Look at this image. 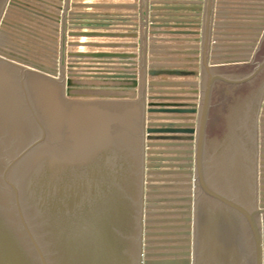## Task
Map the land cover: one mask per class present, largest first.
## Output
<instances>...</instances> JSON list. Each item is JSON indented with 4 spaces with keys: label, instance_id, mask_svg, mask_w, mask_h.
Listing matches in <instances>:
<instances>
[{
    "label": "water",
    "instance_id": "1",
    "mask_svg": "<svg viewBox=\"0 0 264 264\" xmlns=\"http://www.w3.org/2000/svg\"><path fill=\"white\" fill-rule=\"evenodd\" d=\"M63 1L0 0V264H264V0H253L255 17L238 19L253 33L215 31L213 45L215 0H205L201 50L170 52L200 54V65L165 69L147 63L155 59L145 57L146 34L169 26L157 22L184 20L146 23V0H139V33L77 29L125 20L76 9L137 6ZM66 33L139 38V45L66 41ZM47 37L51 55L34 57ZM65 41L139 46V54L65 53ZM158 76L201 80L145 81ZM79 78L139 91L78 93ZM163 119L180 122H157Z\"/></svg>",
    "mask_w": 264,
    "mask_h": 264
},
{
    "label": "crops",
    "instance_id": "2",
    "mask_svg": "<svg viewBox=\"0 0 264 264\" xmlns=\"http://www.w3.org/2000/svg\"><path fill=\"white\" fill-rule=\"evenodd\" d=\"M52 1V0H48ZM54 1V0H53ZM218 1V4H217ZM72 2H80V3H100V4H111V5H136V8H87V9H76L75 11H89L95 14H105L108 13L110 15H119V16H111L117 17L118 19H124L125 21H114L116 23H120L118 25H74L77 29L86 28V29H99V31H120V32H131L136 31L139 33V0H69V4ZM204 2L205 0H146V23L150 19H172V20H184L181 22H157V24L161 25H169L163 26L160 28H150L149 30L158 31L157 34L151 35L146 34L145 37V57L146 52H153L152 54L148 53V57H153L155 59L154 62L148 60L149 63H154L157 65L159 69H165L170 65H184L185 63H195V65H200V54L197 55H189V54H179V53H170V52H185L188 50H201V39H202V25H203V14H204ZM220 2V3H219ZM256 2L253 0H215L214 1V10H213V21H212V29H211V38L210 45H213L214 37H217L214 33L215 31L227 33H236L238 31H244L240 29H255L254 25H241L244 20L238 19H247V17H255V16H246L243 15L245 12L249 11L255 13L254 9L257 6L254 5ZM63 5H65V0L63 1ZM151 7H154V10H151ZM217 7H219V12H217ZM72 8L69 7V11ZM249 9V10H245ZM219 13V14H217ZM137 16H131V15ZM62 15L59 19V37L61 38V29H62ZM68 17V16H67ZM127 20V21H126ZM247 21V20H246ZM227 23V24H216V23ZM126 23V24H124ZM152 22H149L151 25ZM229 23V24H228ZM172 25H182L187 26L184 28H174ZM66 26L69 27V20L67 18ZM51 28V27H50ZM218 28L219 30H216ZM52 29V28H51ZM148 30V25H146V33ZM69 31V29L67 30ZM164 31H188V32H196L198 31L199 35L193 34H165ZM248 33H253V30H246ZM243 33V32H239ZM156 39V40H148ZM169 39H177V41H170ZM179 39V40H178ZM195 40L200 39L199 41H184V40ZM66 41H100V42H137L139 45V38H69L66 33ZM237 43V42H235ZM113 51V52H137L139 54V46L138 48H129V49H105V48H68L66 51ZM65 51V53H66ZM61 53V52H60ZM61 59V55H60ZM192 59L193 61H189ZM197 59V60H195ZM199 59V60H198ZM137 80L139 81V58L137 60ZM65 64L67 63V59L65 60ZM226 64V63H224ZM93 65H102V64H93ZM114 67H129L130 64H107ZM221 65V64H214ZM211 66V65H210ZM123 69V68H122ZM178 69H192V68H183L180 67ZM200 70V68H198ZM120 70V69H119ZM128 70V69H127ZM94 81L103 82L100 78H92ZM149 79H157V80H201L200 77H168V76H158L155 78H145V81ZM112 83V81H108ZM156 89H169V88H156ZM174 89V88H173ZM176 89H190V88H176ZM139 91V88H125V89H116V88H108L105 91L106 93L127 95L132 94V92ZM149 95V94H148ZM157 97H192V94H153ZM197 97H200V94H197ZM178 102V103H188L189 100H157L158 103H170V102ZM190 103V102H189ZM196 103H199V100H196ZM157 116L161 117L163 115L160 112L156 113ZM179 115V114H174ZM182 115H193V114H182ZM197 115V114H195ZM167 117V116H166ZM158 122H162V120H157Z\"/></svg>",
    "mask_w": 264,
    "mask_h": 264
},
{
    "label": "rangeland",
    "instance_id": "3",
    "mask_svg": "<svg viewBox=\"0 0 264 264\" xmlns=\"http://www.w3.org/2000/svg\"><path fill=\"white\" fill-rule=\"evenodd\" d=\"M51 26H46L44 25L42 29V31L44 32H49L48 30H51L50 28ZM45 28L47 30H45ZM46 37V36H45ZM45 42H41L40 45L35 46L36 47V55H34V57H38L39 59H43L44 57H48L49 55H51L50 49H52V47L50 45H48L46 42H48V37L47 39L44 38ZM57 44H56V49H57V53H56V57L55 59L57 60V62H59L58 60L60 59V55H61V38L58 37L57 38ZM50 43V42H48ZM69 47L66 44L65 41V51L68 49ZM60 51V52H59ZM60 53V54H59ZM38 54V55H37ZM45 55V56H44ZM65 60H66V56H65ZM26 67H29L27 65H24ZM79 83L80 85L74 90L75 92L78 93H96L99 91H105L107 90L108 87L103 86L104 82H97L94 81L92 78H79Z\"/></svg>",
    "mask_w": 264,
    "mask_h": 264
},
{
    "label": "bare ground",
    "instance_id": "4",
    "mask_svg": "<svg viewBox=\"0 0 264 264\" xmlns=\"http://www.w3.org/2000/svg\"><path fill=\"white\" fill-rule=\"evenodd\" d=\"M246 13V16H249V15H251V13L252 12H249V11H247V12H245ZM246 22V21H245ZM242 23H244V22H242ZM242 25V24H241ZM249 24H247V26H248ZM46 26H49V25H46ZM246 26V25H245ZM251 26V25H250ZM45 30H47L46 28H45ZM249 30H253V29H249ZM254 31V30H253ZM243 33H245V32H243ZM246 33H248V32H246ZM58 37H59V30H58ZM69 38H82V37H69ZM86 39V38H85ZM121 43H124V42H121ZM68 46V45H67ZM69 48H91V47H77V46H75V47H69ZM105 49H126V48H105ZM127 49H129V48H127ZM70 51H73V50H70ZM60 52V51H59ZM60 54V53H59ZM59 61V67H60V59L58 60ZM68 63V62H67ZM93 64H97V63H95V62H87V63H85V64H82V65H87V67H90V65H93ZM113 64H120V63H113ZM95 66H98V65H95ZM112 68H116V69H122V68H126V67H114V66H111ZM136 69H137V67H136ZM129 70V69H128ZM120 89V88H119ZM175 103V102H174ZM156 115V114H155ZM171 115H173V117H177V115H174V114H171ZM157 116V115H156ZM169 117V115H163V116H161V117ZM157 117H159V116H157ZM186 117H189V115H186ZM170 121H173V122H180V120H162V122H170ZM186 121H188L189 122V120H185L184 122H186ZM158 122V121H157Z\"/></svg>",
    "mask_w": 264,
    "mask_h": 264
}]
</instances>
